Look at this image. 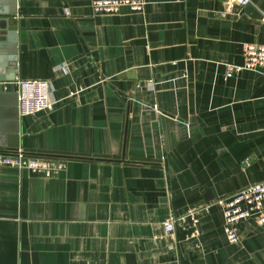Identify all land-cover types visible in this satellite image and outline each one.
<instances>
[{"label": "crops", "instance_id": "1", "mask_svg": "<svg viewBox=\"0 0 264 264\" xmlns=\"http://www.w3.org/2000/svg\"><path fill=\"white\" fill-rule=\"evenodd\" d=\"M6 0L17 9V80H46L53 111L22 116L18 148L60 165H0V264H264V225L227 241L220 200L264 184V0H148L97 13L94 0ZM10 24L3 29L9 35ZM5 59L9 43L1 42ZM6 76H12L5 73ZM14 144V143H13ZM195 211L198 224L163 222ZM195 233V236H192Z\"/></svg>", "mask_w": 264, "mask_h": 264}, {"label": "built area", "instance_id": "2", "mask_svg": "<svg viewBox=\"0 0 264 264\" xmlns=\"http://www.w3.org/2000/svg\"><path fill=\"white\" fill-rule=\"evenodd\" d=\"M148 0H94L93 8L97 13L118 12L123 7L134 11H143ZM252 0H228L226 2L227 12H231L235 6L245 8ZM264 24V14L262 16ZM243 66L228 65L227 78L243 70H264V45L244 44ZM19 95V113L22 116H36L41 112L53 111L56 102L51 98L53 86L46 80H17ZM0 165L12 166L21 170H30L33 173H42L48 176L57 172L60 165L41 158L25 155L23 152L0 153ZM223 209L224 232L227 241L236 244L240 240L238 226L240 223L253 220L259 225H264V184L257 183L232 196L220 200ZM191 221V226L198 224L196 212L191 211L180 218L169 217L163 222V227L168 234H173L178 221ZM195 236V233H192Z\"/></svg>", "mask_w": 264, "mask_h": 264}, {"label": "water", "instance_id": "3", "mask_svg": "<svg viewBox=\"0 0 264 264\" xmlns=\"http://www.w3.org/2000/svg\"><path fill=\"white\" fill-rule=\"evenodd\" d=\"M6 0H0L1 2ZM15 1V0H14ZM13 1V2H14ZM247 12L255 14V10L249 5L247 6ZM17 14L16 8H11L6 10L2 8L0 10V15H12ZM262 17V16H260ZM10 24L8 27L9 32L8 36L3 33V29L6 28V25ZM17 19L15 17L0 18V43L7 42L11 48V56L9 59L3 58L1 52L4 51V48L0 44V83L10 82L17 73V62L16 58L13 56L15 54V44H16V30H17ZM264 72V70H262ZM5 73H10L12 76H6ZM19 95L17 93H8L0 91V146H6L4 140L7 138V135H11L10 139L12 144L10 147L18 148L17 140L14 142L15 136L18 134V122H19ZM14 143V144H13Z\"/></svg>", "mask_w": 264, "mask_h": 264}]
</instances>
